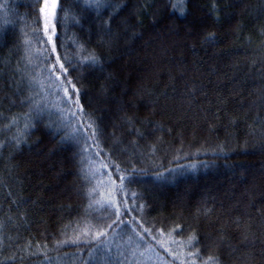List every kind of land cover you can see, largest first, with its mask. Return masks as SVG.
I'll return each mask as SVG.
<instances>
[{
  "label": "trees",
  "instance_id": "1",
  "mask_svg": "<svg viewBox=\"0 0 264 264\" xmlns=\"http://www.w3.org/2000/svg\"><path fill=\"white\" fill-rule=\"evenodd\" d=\"M34 2L4 0L0 15V142L16 132L11 118L28 111L13 106L15 86L22 75L40 71L38 58L36 67L27 65L23 51L13 47L16 35L34 27ZM114 2L122 7L113 31L123 33L118 25L127 20L133 25L127 36L104 37L91 22L83 30L69 23L60 31L68 53L75 51L74 39L90 37L88 47L104 57L102 67H80L73 75L81 103L98 118L105 151L145 169L129 188L139 193L144 217L158 231L145 237L152 247L141 259L203 264L218 251L222 264H264V0H187L183 16L165 10L167 0ZM63 3L69 17L77 12L75 0ZM146 3L152 6L145 9ZM210 32L215 39L205 40ZM44 76V91L37 89L35 98L50 106L54 100L67 114ZM30 94L25 87L23 96ZM63 135L53 137L41 125L22 147L9 142L0 148V261L111 264L103 252L90 260L89 247L71 243L85 229L81 221L91 219L81 167L95 185L110 170L95 146L81 165L77 153L86 146L61 143ZM177 225L183 230L172 232ZM192 234L199 243L186 247ZM221 238L226 243L217 249ZM122 243L113 241L112 257ZM197 249L200 257L187 255Z\"/></svg>",
  "mask_w": 264,
  "mask_h": 264
},
{
  "label": "snow or ice",
  "instance_id": "2",
  "mask_svg": "<svg viewBox=\"0 0 264 264\" xmlns=\"http://www.w3.org/2000/svg\"><path fill=\"white\" fill-rule=\"evenodd\" d=\"M235 3V0H234ZM40 4L39 8L36 5ZM187 0H167L165 10L176 12L183 16L186 14ZM77 12L69 17L65 9L63 0H35L30 5L32 8V23L34 27L31 32L22 30L21 33L14 38V49L22 50L23 55L20 60L26 62L27 65L36 67L34 57L40 60V71L36 75L26 74L20 78V83L15 86L13 92V106L19 104L21 107L27 105L28 111L22 116H13L10 120V125L16 126L15 134L9 140L0 142V148L5 147L11 142L17 149L27 143V139L32 132L36 131L39 126L52 133L53 137L64 133L60 138L61 143H73L80 147V161L83 165V154L86 153L92 146H95L96 156L105 158L104 167L109 169L108 179L99 185L92 184L94 176H90L88 171L81 167L78 175L84 181L83 195L88 200V214L91 219L85 217V229L81 231L71 241L73 244L83 243L89 247V258H93L95 253L103 252L106 259L111 264H146L145 253L151 250V244L145 240V237H153L157 232L154 224H149L144 217L145 204L140 203L139 193L130 190L129 185L135 182L137 174L145 172L144 168H137L132 160L124 161L115 156L112 152H106L104 140L101 139V132L98 118L87 110L86 106L81 103L82 93L78 85V80L73 73L80 67L101 66L104 62V57L95 49L89 48L90 37L83 42L79 38L73 40L75 51L68 53L66 51L67 44L62 39L60 29L67 28L71 23L73 26L83 30L84 23L91 22L96 28L98 34L104 37H111L112 40H119L121 35H128V29L133 27L127 20L121 22L118 28H123V33L113 31V23L115 17L119 15L122 5L117 4L114 0H75ZM151 3H146L144 8L151 7ZM212 10L219 12L220 9L217 3H213ZM65 13L62 17L61 13ZM219 17L217 16V19ZM43 26V34H41L40 25ZM2 31V29H0ZM205 40L215 39L214 33H208ZM108 41H102L106 43ZM38 44L41 47L34 49L33 45ZM50 46V47H49ZM19 64V61L17 62ZM46 73V79L51 88L54 85L55 94L59 96V102L67 106V114L65 110L59 107L50 106L47 103H42L35 97L40 92L44 91V83L40 76ZM15 83V82H13ZM30 90V95L23 96L24 88ZM63 95L60 96V92ZM73 97H75L73 99ZM3 99H8L7 95ZM56 117V119H53ZM45 118L48 122L44 123ZM7 119V117H5ZM23 120V125L20 126V120ZM129 124H133L132 120H128ZM6 128L9 125L5 126ZM136 134L143 138V133L135 130ZM176 157L175 159H178ZM180 170L184 169V165L177 166ZM167 172L172 169H165ZM162 176L163 173H157ZM105 191L101 192L100 189ZM99 197V198H97ZM3 225H0L2 229ZM177 229L183 230L180 225L172 229L175 232ZM163 235V232H160ZM154 238V237H153ZM119 239L123 243L116 244L117 255L111 256V248L113 241ZM68 241H59L58 246L66 244ZM199 243V238L192 234L188 237L186 247H194ZM226 242L221 240L216 244L218 249ZM147 247L141 250L143 245ZM3 245V237L0 236V247ZM200 249L196 252L188 253L189 257H200ZM15 257H7L0 261V264H10ZM87 264V262H86ZM195 264V261L192 262ZM203 264H222L218 251L211 252Z\"/></svg>",
  "mask_w": 264,
  "mask_h": 264
},
{
  "label": "rangeland",
  "instance_id": "3",
  "mask_svg": "<svg viewBox=\"0 0 264 264\" xmlns=\"http://www.w3.org/2000/svg\"><path fill=\"white\" fill-rule=\"evenodd\" d=\"M5 7V4H4V0H0V15H3V12H4V7ZM6 9V8H5ZM62 95H63V93H62ZM54 100H52V105L51 106H53L54 108L55 107H59V108H61L60 106H58V105H55L54 104ZM105 191V190H104ZM163 242V241H162ZM163 252V251H162ZM146 264H148V262H147V260H146Z\"/></svg>",
  "mask_w": 264,
  "mask_h": 264
}]
</instances>
